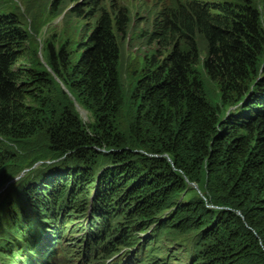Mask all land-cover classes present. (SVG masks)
<instances>
[{
    "label": "trees",
    "instance_id": "16d2710c",
    "mask_svg": "<svg viewBox=\"0 0 264 264\" xmlns=\"http://www.w3.org/2000/svg\"><path fill=\"white\" fill-rule=\"evenodd\" d=\"M214 1L181 0L153 14L148 38L157 50L146 55L128 100L115 32L125 35L127 17L102 14L74 52L76 63L44 47L49 72L24 68L28 39L13 17H2L0 173L8 164L31 167L35 162L17 154L29 145L40 149L36 162L48 158L56 167L31 170L29 176L49 173L41 182L27 179L19 201L9 203L10 231L25 232L26 209L59 216L86 189L96 218L115 212L136 233L154 227L190 238L189 264H264V2ZM200 36L208 44L204 59ZM192 185L202 196L185 197ZM83 239L82 261L97 248L106 257L99 264L139 263L115 243L106 250L101 235ZM28 244L6 245L18 255ZM73 247L63 252L76 258ZM56 252L49 248L50 256Z\"/></svg>",
    "mask_w": 264,
    "mask_h": 264
},
{
    "label": "rangeland",
    "instance_id": "374dc122",
    "mask_svg": "<svg viewBox=\"0 0 264 264\" xmlns=\"http://www.w3.org/2000/svg\"><path fill=\"white\" fill-rule=\"evenodd\" d=\"M177 1L181 0H0V21L3 16L13 17L15 24L21 28L28 39L24 44V48L27 50L23 56L24 62L22 64L24 68L33 71L45 69L49 72L50 69H47L43 54L44 47L51 46L56 51L64 50L65 56L76 63L77 57L74 56V52L80 47L86 36L91 35L94 31L93 28L102 14L107 12L114 17H127L128 25L125 35L119 34L116 29L115 32L120 48V79L128 100L137 85L139 77L142 75L146 64V55H151L154 50H157V44H151L148 38L152 31L153 14L169 9ZM199 1L217 2L214 0ZM231 2L237 1L231 0ZM198 46L201 58L204 59L208 54V44L201 36L198 38ZM199 69L201 70V68ZM203 79L206 82L210 96L218 98L219 91L216 85L212 84L204 75ZM55 80V83L64 89L59 80L57 78ZM79 111L83 121L88 123L91 120L90 115L81 109ZM29 146H32L30 152L23 154L22 151L25 152V150L21 149L17 151V154L20 157L27 156L29 165L35 162L31 167L27 165L22 169L21 163L8 164L5 166V171L0 173V178L9 176L5 178L7 182L0 185V262L4 264L5 262L9 264L16 263L20 257H17V253L13 250L14 246H19L21 241H28L30 246L29 249L25 250L24 248L18 252H23L22 254L28 257L25 253L32 251V245L37 243L35 237L43 233L42 229L44 228V230L55 229L56 234L59 236L65 235L64 237L69 233L68 236L71 238L65 239L71 246H74L73 249L77 253L82 252L84 247L83 238L87 239L91 235H101V239L106 244L105 249L106 247L110 249V245L115 243V249L119 250L118 252L123 251L122 253L129 255L130 261L139 262L138 264L190 263V245L187 242L190 238L178 237L170 230L161 231L154 227L149 228L145 234L136 233L129 228L130 224L127 220L115 212L109 219L103 217V215L96 218L92 211L94 197L91 194L86 195V189L82 190L83 194L79 198V203L70 204L69 208L61 212L59 216H56L57 211L51 213L52 218H49V210L47 209L39 212L26 209L29 219L20 226H23L22 230L25 232L21 233V229L17 232L10 231L9 218L11 215L8 213V206L14 199L19 201L22 195L20 192L23 191L27 179L32 177V179H40L39 182H41L44 178L42 176L49 173H45L46 170H41L42 172L39 171L36 175L29 176L31 170L41 166L44 167V163H49L47 166L53 164V162L48 161V158L36 162L41 156L40 149L32 150L35 145ZM12 149L13 147L10 151H16L15 148ZM55 168L53 165L47 169ZM80 192L78 191L72 198H69L70 202H74ZM66 195L68 197V194ZM196 196H202V194L196 186H191V192L187 193L185 197L195 198ZM86 200H88L86 208L79 210L81 203ZM28 226L30 231H26L29 229ZM153 229L155 231H152ZM18 232L21 234L17 235ZM151 232L152 236L150 235ZM148 235L149 237L146 239ZM48 237L52 239V231L45 233L44 240H48ZM81 242H83V245L79 249L78 245ZM129 242L137 245L129 248L123 244ZM7 243L10 247L13 246V250H9L10 247L6 245ZM101 258L105 259L106 257ZM95 262L99 264L98 259ZM37 264H40V262Z\"/></svg>",
    "mask_w": 264,
    "mask_h": 264
},
{
    "label": "bare ground",
    "instance_id": "6f19581e",
    "mask_svg": "<svg viewBox=\"0 0 264 264\" xmlns=\"http://www.w3.org/2000/svg\"><path fill=\"white\" fill-rule=\"evenodd\" d=\"M49 231H52V233L54 234V232H55V229H53V230H51V229H48L46 232H49ZM46 232H45V233H46ZM45 233H44V234H45ZM44 234H42V235H39V236H38V237H39V239H41V238L43 237V235H44ZM63 234H64V233H63ZM66 235H69V233H68V234H66ZM32 239H33V238H32ZM36 239H37V237H35V241H36ZM33 240H34V239H33ZM0 264H3V263H2V262H0Z\"/></svg>",
    "mask_w": 264,
    "mask_h": 264
},
{
    "label": "clouds",
    "instance_id": "9594fccd",
    "mask_svg": "<svg viewBox=\"0 0 264 264\" xmlns=\"http://www.w3.org/2000/svg\"><path fill=\"white\" fill-rule=\"evenodd\" d=\"M47 233V232H46ZM45 237V234L43 235V237L42 238H44ZM36 241H38V240H36ZM100 257H102L101 255H100ZM111 261V260H110Z\"/></svg>",
    "mask_w": 264,
    "mask_h": 264
},
{
    "label": "water",
    "instance_id": "95a60500",
    "mask_svg": "<svg viewBox=\"0 0 264 264\" xmlns=\"http://www.w3.org/2000/svg\"><path fill=\"white\" fill-rule=\"evenodd\" d=\"M36 166H37V165H36ZM36 166H35V167H36ZM192 186H194V185H192ZM196 188L198 189V187H196Z\"/></svg>",
    "mask_w": 264,
    "mask_h": 264
}]
</instances>
